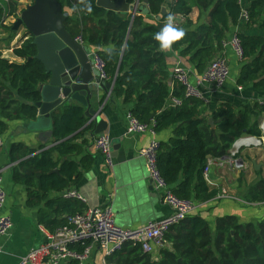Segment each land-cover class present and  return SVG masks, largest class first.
Segmentation results:
<instances>
[{
  "label": "trees",
  "instance_id": "obj_1",
  "mask_svg": "<svg viewBox=\"0 0 264 264\" xmlns=\"http://www.w3.org/2000/svg\"><path fill=\"white\" fill-rule=\"evenodd\" d=\"M58 1L69 15L65 27L70 35L82 38L105 61L107 82L114 83L111 101H121L144 124L155 121L158 134L173 129L172 137L161 143L157 158L159 171L173 193L196 204L215 199L218 191L207 183L204 170L209 159L222 160L229 156L241 138L262 137L258 125H252L250 111H239L224 103L208 115L204 102L186 99L184 89L170 82L167 57L154 39L160 31L158 25L145 15L133 17L107 11L97 6V0ZM111 1L134 5L137 0ZM165 1L149 0L153 16L162 15ZM21 2L0 4V27L10 17L19 19ZM194 9L199 10L200 18L206 16L205 22L196 28L189 20ZM245 12L247 20L243 18ZM169 13L185 18L179 26L185 35L172 47L197 75H202L211 62L223 56L231 28L244 23L245 31L238 33L245 56L237 85L252 87L264 96V36L253 34L257 29L264 31V0H180L171 6ZM168 14L163 17L164 22ZM14 54L24 63H11L0 55V135L8 130L9 121L31 122L37 118L36 103L41 99L38 86L47 80L43 64L36 59L38 52L32 37L16 48ZM173 98L182 100V107H170ZM255 109L264 116V105L257 104ZM210 119L215 129L210 126ZM87 124L83 106H66L53 115V139L59 143L55 148L37 154L38 151L23 144H15L10 150L13 182L26 188L29 207L45 204L48 212H41L39 223L52 233L68 225L66 215L71 217L87 210L79 201L49 199L51 193L72 190L81 180L80 166L72 159L85 154L76 142L94 130L93 125L87 127ZM82 144L89 147L87 140ZM64 158L69 161L61 164ZM84 160L83 165L89 168L92 159L86 154ZM56 170L58 174L53 173ZM251 202L264 203V178L254 190ZM165 241L166 246L152 254L146 253L141 245L128 243L108 261L111 264H264V219L242 224L236 217L226 216L218 218L212 228L206 219L193 214L173 226ZM87 246L71 249L83 251Z\"/></svg>",
  "mask_w": 264,
  "mask_h": 264
},
{
  "label": "crops",
  "instance_id": "obj_2",
  "mask_svg": "<svg viewBox=\"0 0 264 264\" xmlns=\"http://www.w3.org/2000/svg\"><path fill=\"white\" fill-rule=\"evenodd\" d=\"M22 3L25 2H21L20 5H22ZM26 3L29 5L31 4V2ZM142 4L143 2H140V5ZM171 6L172 0H166L163 7L169 12ZM23 9L20 8L19 11H23ZM126 14L131 15L130 13ZM141 15L143 14L137 13V16ZM153 17L155 18L156 16ZM148 19L159 26L160 23L156 20L152 18ZM17 20L18 19L14 17H10L6 20L4 26L0 27V55L2 59L8 60L11 63L23 64L24 60L15 56L14 50L29 40L30 35L23 27L16 31L14 30V25ZM189 20L193 28H196L200 22H205L206 16L202 15L200 18L199 10L194 9ZM242 31H245L244 23L237 27H232L227 36L228 40ZM253 34L264 36V31L257 29L254 30ZM77 40L78 39H76V41ZM83 45L93 54L97 53L95 48L86 43H83ZM163 52L167 57L171 77L174 69L179 64L184 65L190 69L194 75H197L194 68L187 64V62L181 58L180 54L174 51L173 47H171V50ZM225 57L229 61L231 78L221 89H215L210 85L205 86L204 94L207 100V103H205L207 109L206 114L211 115L224 103L232 104L239 111L249 110L252 116V125H258V129L263 136L261 125L264 121V116L259 113V110L255 109V106L257 104L261 105V102H264V96L256 92L252 87L243 88L238 86L237 80L241 73L242 62L230 48L226 50ZM111 97H108L107 91L96 89L95 97L92 100V109L101 112L100 116L102 120L107 123L108 129L103 135L109 136L112 142H115L113 147L116 145L117 150L113 149L114 166L108 168L104 158L96 150L94 140L99 136H93L92 133L94 130L88 132L84 139H80L76 142L77 145L82 146L85 154L72 159V161L78 163L82 173L81 180L72 190L81 193L83 197L86 198L87 203L85 205L87 209L107 206L113 207V202L109 200L111 197L109 192L112 190V183H114L112 172H114L116 167H120L121 165L129 164L133 166L135 172L138 173L137 177H134L131 181L133 189L136 187L132 191L135 214L131 218L127 216L122 217L118 213L115 215L118 225L124 228L138 229L150 222L159 221L170 216L172 211L164 204L161 196L156 191H151V182L146 175V162L144 158L140 157V151L150 145L153 137L149 133L128 136L126 134V129L130 108L124 106L121 101L112 102ZM66 106L82 105L77 102H71L58 110ZM27 123L29 122L9 121L8 130L0 135L4 141V146L0 148V173L3 177L4 189L7 194V203L2 214L10 216L14 224L13 230L9 236L4 237L0 241L3 248V253L0 255V264H19L20 259L24 255L33 249L39 248L46 242V232L52 233L39 223L41 212H48L45 204L34 208L29 207L27 204L26 188L12 180V169L14 164L11 163L10 150L13 145L23 144L29 150H36L38 151L37 154H40L55 148L59 144L54 141L53 136L46 139L45 144H43L39 139L38 133L25 129L24 126ZM172 131L173 129H170L157 134L156 139L160 143L165 142L172 137ZM83 140L89 142V147L83 146ZM86 154L92 159L89 168L83 165V162H85L84 156ZM226 158H228V156ZM239 158L245 165V169L243 170H235L228 166L219 167L215 164L211 166L210 178L215 186L210 187L218 191L217 197L225 190L229 198L218 199L216 197L207 203H203L194 215L206 219L212 228H214L215 221L218 218L226 216H234L242 224L258 223L264 219V203L251 202L254 190L264 178V147L244 148L241 150ZM209 160L215 161L217 159L211 158ZM65 161H69L68 158L62 159L61 164ZM56 171L53 173L58 174L59 171ZM259 172H261V174H258ZM63 193L64 192L51 193L49 199L54 200L60 197L64 201H78L65 199ZM69 217L70 215L65 216L67 220ZM109 258H106L102 250L96 246L92 250L90 259L84 264H104L105 260L109 263Z\"/></svg>",
  "mask_w": 264,
  "mask_h": 264
},
{
  "label": "built area",
  "instance_id": "obj_3",
  "mask_svg": "<svg viewBox=\"0 0 264 264\" xmlns=\"http://www.w3.org/2000/svg\"><path fill=\"white\" fill-rule=\"evenodd\" d=\"M13 0H0V4H9ZM28 1V0H22ZM180 0H172V5ZM176 25L179 27L185 22L182 16L175 17ZM244 20L248 19V14L243 15ZM84 43L82 38L77 40ZM232 49L237 58L242 62L244 60L245 51L238 34L232 36L224 43L225 51ZM93 68L98 73L99 78L108 81L106 71V63L97 53L92 55ZM231 78V69L228 59L219 56L209 64L202 75H194L190 69L179 64L173 71V82L181 86L185 91V98L189 100H198L207 103L204 88L205 86H213L215 89H221ZM183 101L173 98L170 101V107H182ZM264 105V102H261ZM156 122L150 125L144 124L136 119L132 114L128 115V125L126 134L128 136H137L139 134L149 133L153 140L150 145L140 151V157L145 159L149 173V179L155 188V191L161 196L162 201L168 206L172 214L159 221L150 222L138 229L124 228L117 224L116 215L109 206L102 208H88L83 214H76L69 217L68 225L55 233L46 232V242L39 248L29 251L24 255L19 264H69L77 262L79 264L86 263L92 254L94 247L98 246L104 253L106 258L112 257L120 253L124 246L128 243L141 245L146 253H156L166 246V235L169 230L184 221L187 217L193 215L201 206L193 200H185L177 197L172 188L162 177L158 168V153L161 143L156 139L155 131ZM263 136L256 138L253 136H245L236 142L230 152L228 158L222 160H209L204 170V178L207 183L214 187L215 184L210 178L211 166L231 167L235 170L245 169V165L239 158L241 150L244 148H261L264 147V121L261 125ZM4 146V141L0 137V148ZM96 150L104 158L108 168L114 166L113 144L107 135H101L94 140ZM63 196L67 200H78L86 204L87 200L83 195L75 190L66 191ZM218 199H227L228 193L223 190L217 197ZM7 203V194L4 189L3 177L0 173V241L4 237L9 236L13 230L14 224L10 216L2 214ZM44 232V231H43ZM88 244L83 250L71 249ZM3 248L0 244V255ZM104 264H110L106 260Z\"/></svg>",
  "mask_w": 264,
  "mask_h": 264
},
{
  "label": "water",
  "instance_id": "obj_4",
  "mask_svg": "<svg viewBox=\"0 0 264 264\" xmlns=\"http://www.w3.org/2000/svg\"><path fill=\"white\" fill-rule=\"evenodd\" d=\"M137 0L134 5H127L124 1L113 3L111 0H97V6L115 13H130L133 17L141 13L148 18L156 20L158 29L163 27V17L168 14L165 7L162 15L155 18L149 9V0L140 5ZM24 10L14 25V30L26 29L33 38V45L37 48L36 59L40 61L47 73V80L38 88L40 101L36 103L37 118L25 124V129L39 134V139L45 144L51 138L54 113L67 103L77 102L86 109L89 121L87 127L94 126L93 136H100L107 132L108 126L101 118V112L92 109V100L96 89L107 91L111 97L114 83L103 81L93 68L92 52L82 43L77 42L65 27L68 14L63 12L58 0H33L29 5L22 3ZM173 82V79H170ZM210 126L215 129L213 119L209 120ZM115 142H112L114 144ZM113 149L117 150L116 145ZM256 165V164H255ZM146 175L149 178L146 166ZM57 172V171H56ZM133 166L129 164L116 167L112 176V190L109 200L113 202L114 213L122 217H132L135 214L134 199L131 181L137 177ZM150 180V179H149ZM151 182V191L155 188Z\"/></svg>",
  "mask_w": 264,
  "mask_h": 264
},
{
  "label": "clouds",
  "instance_id": "obj_5",
  "mask_svg": "<svg viewBox=\"0 0 264 264\" xmlns=\"http://www.w3.org/2000/svg\"><path fill=\"white\" fill-rule=\"evenodd\" d=\"M81 3H84V0H81ZM184 35V29L176 25L175 15L169 13L161 30L155 33L154 39L158 42L161 51H169L173 43L181 40Z\"/></svg>",
  "mask_w": 264,
  "mask_h": 264
},
{
  "label": "rangeland",
  "instance_id": "obj_6",
  "mask_svg": "<svg viewBox=\"0 0 264 264\" xmlns=\"http://www.w3.org/2000/svg\"><path fill=\"white\" fill-rule=\"evenodd\" d=\"M23 2H25V3H26V1H23Z\"/></svg>",
  "mask_w": 264,
  "mask_h": 264
}]
</instances>
